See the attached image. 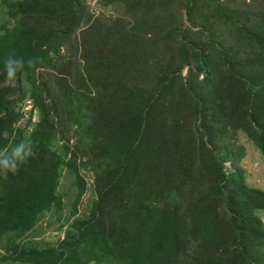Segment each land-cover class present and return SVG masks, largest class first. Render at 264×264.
Returning <instances> with one entry per match:
<instances>
[{
	"label": "trees",
	"instance_id": "trees-1",
	"mask_svg": "<svg viewBox=\"0 0 264 264\" xmlns=\"http://www.w3.org/2000/svg\"><path fill=\"white\" fill-rule=\"evenodd\" d=\"M91 1L0 0L1 260L264 264L240 141L264 158V0ZM65 169L73 210L41 245Z\"/></svg>",
	"mask_w": 264,
	"mask_h": 264
},
{
	"label": "rangeland",
	"instance_id": "rangeland-1",
	"mask_svg": "<svg viewBox=\"0 0 264 264\" xmlns=\"http://www.w3.org/2000/svg\"><path fill=\"white\" fill-rule=\"evenodd\" d=\"M99 0H92L91 7L95 8V13L99 15L100 12H107L117 15L118 12L112 8H103L98 5ZM8 27H13L14 23L10 22L8 16L3 12L0 13V30L1 26L6 24ZM184 71V73H186ZM27 86V85H25ZM26 110H30L27 107ZM27 119V117H26ZM37 120V116L35 117ZM240 141L245 147L246 156L242 161V166L246 170L247 181L249 185L264 190V158L260 151L255 148L251 141L244 135H240ZM82 175L87 181V192L82 198V202L79 206V214L77 217H84L87 215L92 207L93 202L97 199L95 187H94V173L90 170L82 169ZM59 195L64 201V208L61 211L53 209L50 212L42 215L40 222L38 223L36 230L31 233L33 238L41 245L43 243L57 244L59 240L63 239L64 231H59L60 227L70 217L73 210V203L78 193V187L76 186V177L68 169H65L62 174L59 190ZM262 220L264 221V212L260 213ZM8 237H4L2 244H6ZM6 252L0 249V264H14L10 262H4L1 260V256Z\"/></svg>",
	"mask_w": 264,
	"mask_h": 264
}]
</instances>
